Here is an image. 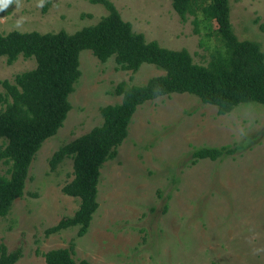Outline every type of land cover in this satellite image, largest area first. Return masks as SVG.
<instances>
[{
  "label": "rangeland",
  "instance_id": "374dc122",
  "mask_svg": "<svg viewBox=\"0 0 264 264\" xmlns=\"http://www.w3.org/2000/svg\"><path fill=\"white\" fill-rule=\"evenodd\" d=\"M110 1L147 41L185 48L195 63L206 65L219 44L216 25L200 10L182 20L171 0ZM228 5L237 38L258 42L264 53V0ZM106 13L93 0H0V33L74 32ZM34 67V58L20 55L8 64L0 56V81ZM79 70L63 125L44 140L22 196L0 217V242L20 249L14 264H45L43 252L57 247L91 264H264V105L255 101L225 114L185 92L144 101L116 155L101 165L98 207L86 232L78 235V226H70L45 234L80 202L62 192L73 177L71 158L52 170V153L101 124L100 107L121 100L120 82L144 84L164 73L150 63L125 70L113 56L102 62L89 49L79 53ZM205 147L224 151L193 161L192 153ZM7 169L0 160V174Z\"/></svg>",
  "mask_w": 264,
  "mask_h": 264
},
{
  "label": "trees",
  "instance_id": "16d2710c",
  "mask_svg": "<svg viewBox=\"0 0 264 264\" xmlns=\"http://www.w3.org/2000/svg\"><path fill=\"white\" fill-rule=\"evenodd\" d=\"M10 3L13 0H5ZM105 6L107 13L96 23L74 32L64 29L40 32L11 30L0 33V56L8 64L20 55L34 58L35 67L16 73L0 84V160L8 164L0 174V217L22 196L28 168L44 140L63 125L71 108L69 94L80 76L79 53L89 49L102 62L113 56L118 66L137 71L142 63L161 68L164 73L150 77L144 84L125 87L120 82L115 91L118 103L100 107L102 122L87 132L60 145L51 155L54 170L65 157L72 160L73 177L62 192L79 198L71 216L60 218L45 229V234L78 226L83 235L98 207L97 194L101 165L117 153L127 136L129 121L138 105L170 93H189L203 103L215 105L219 114L245 102L264 105V53L260 44L240 40L229 21L228 0H171L172 7L184 20L199 10L216 25L219 42L206 65L195 63L185 48L171 49L158 41H147L135 32L110 0H93ZM223 148L205 147L192 153L193 161L215 159ZM229 151V150H226ZM20 249L9 250L0 242V264H14ZM45 264H91L75 260L69 247L43 252Z\"/></svg>",
  "mask_w": 264,
  "mask_h": 264
}]
</instances>
